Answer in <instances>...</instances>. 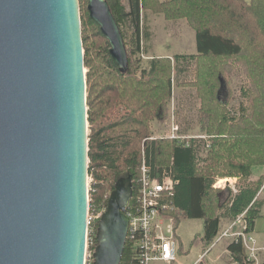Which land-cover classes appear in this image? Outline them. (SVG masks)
<instances>
[{
  "label": "trees",
  "instance_id": "obj_1",
  "mask_svg": "<svg viewBox=\"0 0 264 264\" xmlns=\"http://www.w3.org/2000/svg\"><path fill=\"white\" fill-rule=\"evenodd\" d=\"M78 1L87 70L89 210H104L119 180L128 176L132 180L129 206L134 205L142 141L151 134L153 122L168 118L174 67L166 58H152L144 68L140 65L141 39H148L141 14L151 11L169 20L185 19L195 32L196 53L173 59L195 65L191 79L177 85L196 90L197 126L211 137L204 158L198 157L200 145L194 141L188 147L167 140L146 145L149 165L169 166L177 181L170 214L174 229L185 220H201L202 234H196L189 247H209L218 236L221 220L233 222L246 211L247 232L251 233L261 216L256 197L264 182V176L245 182L253 169L264 166V0H127L126 5L106 0L126 49L125 74L118 71L106 39L89 18L87 1ZM237 71L244 81L241 101L231 115L228 80ZM221 81L224 100L217 96ZM228 177L244 184L234 196L225 197L212 186L216 178ZM175 239L178 254L184 253L177 234ZM226 249L235 263L247 264L241 242H230ZM120 264H132L126 244Z\"/></svg>",
  "mask_w": 264,
  "mask_h": 264
},
{
  "label": "water",
  "instance_id": "obj_2",
  "mask_svg": "<svg viewBox=\"0 0 264 264\" xmlns=\"http://www.w3.org/2000/svg\"><path fill=\"white\" fill-rule=\"evenodd\" d=\"M86 10L125 74L107 1L87 0ZM86 113L79 1L0 0V264H84ZM131 197V177L121 178L98 222L92 264H120Z\"/></svg>",
  "mask_w": 264,
  "mask_h": 264
},
{
  "label": "rangeland",
  "instance_id": "obj_3",
  "mask_svg": "<svg viewBox=\"0 0 264 264\" xmlns=\"http://www.w3.org/2000/svg\"><path fill=\"white\" fill-rule=\"evenodd\" d=\"M121 1L124 5H126L127 0ZM159 1L163 2L166 0ZM141 22L144 31L148 33V39L143 36L142 44H140L139 58L141 61V67L144 68L147 61L152 58H166L170 61L172 68L174 67L175 69L171 78L172 86L171 97L168 102V118L165 122H153L151 129L152 132L146 138L154 136L156 137L155 141H171L170 139L166 138V134H169L170 126L174 123L179 127L181 134L184 136L193 137L205 135L207 136V143L210 144L211 137L200 132L197 126L199 100L196 96V90L189 86L187 87L177 85V83L187 82L191 79V71L195 68V65L193 63L187 65L186 62L181 60L179 62H175L173 59V57L178 54L194 55L196 53L194 30L188 25L185 19L169 20L166 19L162 13H153L151 11H144L141 14ZM177 69H180L181 73L176 72ZM86 71L87 70L84 69L85 73ZM176 73L179 75H176ZM243 81L244 76L239 71L233 73V75L229 77L228 84L230 89V97L227 109L231 115L234 114L233 111H235L238 103L241 101L240 87ZM225 96L226 91L224 88V90H222L220 93L221 100H224ZM146 138H144L142 141L140 153L143 142ZM190 142H192V140ZM194 142L200 145L198 146V157L204 158L207 149L205 150L203 148V142ZM257 168H264V166ZM223 180H227V184H231L235 190H239L244 184V181L238 179L237 177L216 178L212 188L214 190L223 192L225 197L234 196L236 193H233L229 185H225V187H223L222 183H219ZM245 182L253 183L254 181H251L248 178ZM262 197L264 198V189H262L260 193L257 194L256 198L258 199ZM262 213L264 214V208L262 209ZM222 222L224 223L223 228L227 229L234 221L229 222L228 220L223 219ZM225 229H223V231ZM176 233L179 242H181V245L183 246V251L185 252L178 254L177 260L172 264H198L199 262L202 264H237L232 260L230 254L226 252L227 245L229 244L228 239H224L221 242H213L214 247H204L202 244L189 247L193 237L196 234H202L201 220H185L181 222L176 230ZM221 233L222 232H220V234ZM253 236L255 239L260 238L262 241H264V216L256 222ZM203 255L204 257L198 262V259ZM263 255L260 256V252L257 254L259 264H264ZM152 264L163 263L157 262Z\"/></svg>",
  "mask_w": 264,
  "mask_h": 264
},
{
  "label": "built area",
  "instance_id": "obj_4",
  "mask_svg": "<svg viewBox=\"0 0 264 264\" xmlns=\"http://www.w3.org/2000/svg\"><path fill=\"white\" fill-rule=\"evenodd\" d=\"M142 40L143 37L140 44H142ZM166 138L183 147H188L191 140L192 142L202 141L205 150H208L210 146L206 140L207 136H184L174 123L170 126V132L166 134ZM155 140L156 137L151 136L143 142L139 158L135 203L125 210V215L128 218L125 244L131 253L132 264L157 262L172 264L178 258L176 231L170 216L173 209L174 187L177 181L174 179L173 171L169 166L152 168L147 162L146 145L149 146ZM90 183L91 177L87 173V194ZM219 183H222L223 187L229 185L234 194L238 192L231 184H227V180ZM262 189H264V182L260 191ZM103 211L89 210L88 206L84 264H92V254L96 246L97 222H99ZM245 214L246 211L237 216L236 220L216 237L214 243L224 239H228L229 243L241 242L246 253V263L259 264L257 254L264 249L258 247L251 233L247 232ZM214 243L211 247H214ZM203 257L204 255L198 259V262Z\"/></svg>",
  "mask_w": 264,
  "mask_h": 264
},
{
  "label": "crops",
  "instance_id": "obj_5",
  "mask_svg": "<svg viewBox=\"0 0 264 264\" xmlns=\"http://www.w3.org/2000/svg\"><path fill=\"white\" fill-rule=\"evenodd\" d=\"M179 55V54H178ZM261 176H264V168H255V169H253V171H252V175L249 177V179L251 180V181H257L258 179H259V177H261ZM258 200H259V202H260V214H261V216L260 217H258L257 219H256V221H255V224H254V228H253V231L251 232V236H253L254 235V230H255V225H256V222L257 221H259L260 220V218L261 217H263L264 216V214L262 213V209L264 208V198L262 197V198H258ZM223 222H222V220L220 221V223H219V233H218V235L220 234V232H222L223 231V229H225V228H223ZM177 234V233H176ZM253 238L255 239V237L253 236ZM255 241L257 242V246L258 247H260V248H263L264 249V241H262V239H255ZM221 248V247H220ZM219 248V249H220ZM226 252H228L227 251V249H226ZM229 253V252H228ZM264 254V251L263 252H260V256H262ZM263 257H264V255H263Z\"/></svg>",
  "mask_w": 264,
  "mask_h": 264
},
{
  "label": "flooded vegetation",
  "instance_id": "obj_6",
  "mask_svg": "<svg viewBox=\"0 0 264 264\" xmlns=\"http://www.w3.org/2000/svg\"><path fill=\"white\" fill-rule=\"evenodd\" d=\"M131 200H132V197H131V199L129 200V202H128V204L126 205L125 208H127V207L129 206V204L131 203ZM119 205H120V203L117 204V207H118Z\"/></svg>",
  "mask_w": 264,
  "mask_h": 264
}]
</instances>
